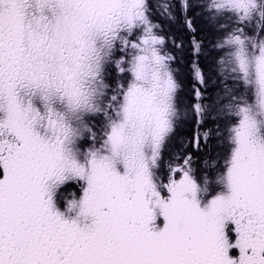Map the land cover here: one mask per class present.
I'll list each match as a JSON object with an SVG mask.
<instances>
[{"label":"snow or ice","instance_id":"snow-or-ice-1","mask_svg":"<svg viewBox=\"0 0 264 264\" xmlns=\"http://www.w3.org/2000/svg\"><path fill=\"white\" fill-rule=\"evenodd\" d=\"M0 264H264V0H0Z\"/></svg>","mask_w":264,"mask_h":264},{"label":"trees","instance_id":"trees-1","mask_svg":"<svg viewBox=\"0 0 264 264\" xmlns=\"http://www.w3.org/2000/svg\"><path fill=\"white\" fill-rule=\"evenodd\" d=\"M195 23L196 26L198 28V31L196 33V38L198 40H205L207 41L208 39H210V34L208 31V28L206 26V22L204 19L200 18L199 16L196 17L195 19ZM170 30L173 33L178 34L184 41L185 44V49L183 51V53H178V55H182L183 56V63L181 65L182 67V74L185 78V81L188 82L190 79V73H191V69L189 68V64L191 63V39H192V33L189 32L186 28H184L182 21H178L175 24H172L170 26ZM202 63L205 67H207L208 65V60L206 58H202ZM187 127L189 129L184 130L183 132L180 131V135L182 138H190L194 132V126L191 122H188Z\"/></svg>","mask_w":264,"mask_h":264},{"label":"rangeland","instance_id":"rangeland-1","mask_svg":"<svg viewBox=\"0 0 264 264\" xmlns=\"http://www.w3.org/2000/svg\"><path fill=\"white\" fill-rule=\"evenodd\" d=\"M187 129H189L188 127H187V125L185 124L182 128H181V130L180 131H184V130H187Z\"/></svg>","mask_w":264,"mask_h":264}]
</instances>
